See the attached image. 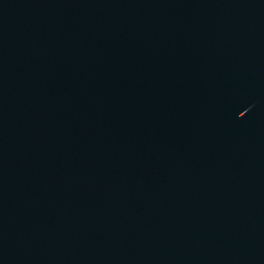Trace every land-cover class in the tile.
<instances>
[{
	"label": "water",
	"instance_id": "1",
	"mask_svg": "<svg viewBox=\"0 0 264 264\" xmlns=\"http://www.w3.org/2000/svg\"><path fill=\"white\" fill-rule=\"evenodd\" d=\"M0 264H264V0H0Z\"/></svg>",
	"mask_w": 264,
	"mask_h": 264
}]
</instances>
